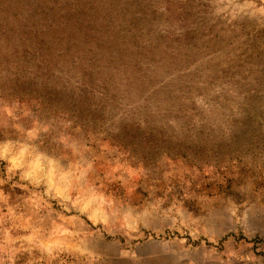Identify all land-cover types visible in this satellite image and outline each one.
<instances>
[{"label":"rangeland","instance_id":"obj_1","mask_svg":"<svg viewBox=\"0 0 264 264\" xmlns=\"http://www.w3.org/2000/svg\"><path fill=\"white\" fill-rule=\"evenodd\" d=\"M0 264H264V0H0Z\"/></svg>","mask_w":264,"mask_h":264}]
</instances>
